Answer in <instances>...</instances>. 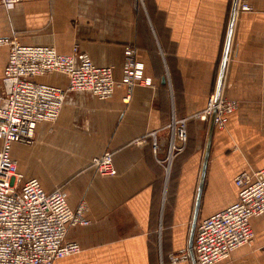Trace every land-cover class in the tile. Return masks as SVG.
I'll return each instance as SVG.
<instances>
[{
	"label": "crops",
	"instance_id": "1",
	"mask_svg": "<svg viewBox=\"0 0 264 264\" xmlns=\"http://www.w3.org/2000/svg\"><path fill=\"white\" fill-rule=\"evenodd\" d=\"M233 1L139 0V12L134 0H22L12 11L0 1V38L85 53L113 68L117 83L131 46L152 79V86L134 87L129 103L123 85L106 100L69 92L58 120L38 126L34 144L13 145L25 181L38 180L47 193L62 188L73 209L87 206L91 224L70 227L66 237L82 252L54 264H160L163 254L189 248L211 123L193 116L216 94ZM250 4V12L236 14L221 91L240 105L227 128L213 132L197 224L238 201L239 174L264 170V0ZM9 55L10 47L0 46V88ZM36 81L63 89L69 83L61 74ZM174 119L188 120V142L168 172ZM107 151L114 177L92 167ZM251 226L253 244L218 264H264V214Z\"/></svg>",
	"mask_w": 264,
	"mask_h": 264
},
{
	"label": "built area",
	"instance_id": "2",
	"mask_svg": "<svg viewBox=\"0 0 264 264\" xmlns=\"http://www.w3.org/2000/svg\"><path fill=\"white\" fill-rule=\"evenodd\" d=\"M8 11L22 0H0ZM251 0H238L237 13L250 12ZM0 46H9L10 55L0 88V264H54L82 252L76 242L67 241L70 227H86L87 206L82 203L73 209L62 188L47 193L36 179L24 180V175L11 156L15 143L32 145L42 123H54L60 117L69 92L89 91L101 100L111 98L116 88H128L125 102L129 103L137 85L152 86L134 47L125 49L123 78L114 79L111 67L96 66L89 55H62L50 47L19 44L14 38H0ZM61 74L69 79L66 89L39 83L36 78ZM238 104L216 94L207 108L193 117L205 122L214 119L215 128L225 130ZM188 120H173L170 130L167 171L174 158L186 149ZM153 150L159 144L156 133ZM92 167L105 177H114L117 170L114 154L105 152L92 160ZM239 188L238 201L197 224L193 251L196 264H218L243 247L251 246L255 234L251 220L264 214V170H249L235 178ZM172 264L190 262V249L170 255Z\"/></svg>",
	"mask_w": 264,
	"mask_h": 264
},
{
	"label": "water",
	"instance_id": "3",
	"mask_svg": "<svg viewBox=\"0 0 264 264\" xmlns=\"http://www.w3.org/2000/svg\"><path fill=\"white\" fill-rule=\"evenodd\" d=\"M237 4H238V0H234L231 18H230L229 29H228V35H227V40H226L225 52H224V56H223V61H222V65H221V71H220L219 81H218V86H217V91H216V98L217 99H219V97L221 95V91H222L224 75H225V70H226V65H227V60H228V55H229V49H230V45H231V41H232L234 23H235V18H236V14H237ZM214 130H215V124H214V119H213L210 123V131H209V137H208V143H207L206 158H205V162H204L200 187L198 190L197 202H196V207H195V212H194V217H193V223H192V227H191L190 240H189V242H190L189 249H190V254H191V261L193 264H196V259H195V255H194V251H193V244H194L195 232H196V228H197V220H198V214H199V209H200L203 185H204V180H205V175H206L208 157H209V152H210V145H211L212 135H213Z\"/></svg>",
	"mask_w": 264,
	"mask_h": 264
},
{
	"label": "trees",
	"instance_id": "4",
	"mask_svg": "<svg viewBox=\"0 0 264 264\" xmlns=\"http://www.w3.org/2000/svg\"><path fill=\"white\" fill-rule=\"evenodd\" d=\"M134 6L136 8V11L139 12V10H141V4H140L139 0H134ZM175 167H176V165H175ZM174 179H175V168L173 169L172 174H171V181H173ZM153 239H154L153 240V244L155 245L156 244V238L154 237ZM152 248H153L152 251L155 248V251L157 252V246L156 245L155 246H152ZM156 252L154 254H152L155 258H156V255H157Z\"/></svg>",
	"mask_w": 264,
	"mask_h": 264
},
{
	"label": "rangeland",
	"instance_id": "5",
	"mask_svg": "<svg viewBox=\"0 0 264 264\" xmlns=\"http://www.w3.org/2000/svg\"><path fill=\"white\" fill-rule=\"evenodd\" d=\"M226 100H229V101H235V100H230V99H227V97H225V96H223ZM235 102H237V101H235ZM237 104H238V108H239V105H240V103L239 102H237ZM238 108L236 109V111L238 110ZM235 111V112H236ZM234 112V113H235ZM228 126V125H227ZM227 128V127H226ZM219 130V129H218ZM221 131H223V130H221ZM173 171V170H172ZM174 253H178V252H174ZM174 253H172V254H174ZM171 255V254H170ZM170 255L169 254H167V253H165V254H163L162 256H160V258L162 259V261H161V259H160V264H172L171 263V261H170ZM182 263V262H181Z\"/></svg>",
	"mask_w": 264,
	"mask_h": 264
}]
</instances>
